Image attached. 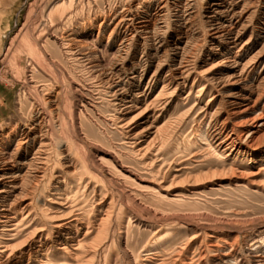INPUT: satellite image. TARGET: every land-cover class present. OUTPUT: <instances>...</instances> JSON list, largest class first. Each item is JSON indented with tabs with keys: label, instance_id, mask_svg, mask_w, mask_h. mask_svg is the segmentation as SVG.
I'll return each instance as SVG.
<instances>
[{
	"label": "bare ground",
	"instance_id": "bare-ground-1",
	"mask_svg": "<svg viewBox=\"0 0 264 264\" xmlns=\"http://www.w3.org/2000/svg\"><path fill=\"white\" fill-rule=\"evenodd\" d=\"M17 1L0 0V65L19 51L16 39L31 42L23 85L36 98L24 112L26 90L11 104L0 97V264L117 263L112 247L128 219L99 183L124 195L135 176L81 133L79 118L94 109L85 88L161 181L189 194L223 183L264 193V0H125L102 10L94 0H49L35 25L31 8L6 41L5 10ZM32 71L48 80L36 85ZM88 192L92 206L78 200ZM40 218L55 236L50 249ZM176 220H161L152 238L164 241L142 256L123 252L126 264H264V225L249 235L250 221L219 220L221 233L192 222L176 246Z\"/></svg>",
	"mask_w": 264,
	"mask_h": 264
},
{
	"label": "rangeland",
	"instance_id": "rangeland-1",
	"mask_svg": "<svg viewBox=\"0 0 264 264\" xmlns=\"http://www.w3.org/2000/svg\"><path fill=\"white\" fill-rule=\"evenodd\" d=\"M32 1L33 0H18L12 5L6 7V12L2 23V30L6 33V41H10L14 38L17 30L24 22L25 15L28 14L29 9L32 8L31 10L34 12H32L30 15V25L32 27L38 22L41 12L46 8L47 4H49V0H38L36 4L29 6V3ZM123 1L125 0H94V3L100 10H102L109 6L119 5ZM76 4L77 3L74 4V7H77V12H83L84 14L88 13L89 8L82 4V2L78 5ZM92 5L94 4H91L90 8H92ZM27 44L28 46L26 47ZM30 44L31 42L28 43L27 39L23 36L22 38L16 39L14 48L20 47L19 51L16 53L14 51V54H12L3 65H0V97L2 96V100L7 101L8 104L12 103L13 99H15L14 97H16L17 101L18 94L20 93L21 95V93L26 90L23 83L30 75V73H28L29 69L26 65L27 56L32 47V44ZM51 44L52 39H49L47 49L50 53H54V47ZM32 72L33 74L31 77L36 85H40L48 80L47 77H44L45 75L41 72ZM81 93L94 107V109L87 107L86 114L81 115L79 118V124L81 128L80 131L84 138H86V140L93 146L116 155L120 163L127 169L130 168L129 170L135 176V180L132 178V180L124 183V189L126 190L124 195L120 194L122 189L118 186L99 183V185L103 188V191L107 192V194H110L113 197V203L121 206L124 213V219H128L124 224V228L126 229H123L122 240L115 238L116 243H114V246L112 247V249L115 251L113 253H115L116 256L118 255L116 264H126V261L122 256L123 252L129 253L131 250L130 253H132V256L135 255L136 257L141 255L143 246H148L150 243L154 242L155 245L158 246L161 242H163L164 238L158 240L159 243L152 238L156 229L161 230L163 227H165V224L163 221H161L162 219L170 217L177 218L175 223L172 224L174 232L173 234H176L177 232V236L176 238H173L171 242L169 241L170 245L176 246L182 244L187 238H189V233L191 234L192 232L190 226L192 222H197L196 224H199L198 227H200V230L206 229V232L213 230V232L221 233V231L216 230L218 226L214 223L220 222L222 220L233 221V219L243 222L250 221L252 223L250 224L251 227L248 226L246 229V232L249 235L254 234L261 227V225H264V193H251L248 188H235L233 185L223 183L221 187H214L211 190L202 189L194 194H189L186 193L184 189L171 186L166 180L161 181L160 176H155L156 168L151 169L142 164L143 162L141 159H139L140 157L133 154L129 144L125 143L126 140L124 135L115 127V125H113V117L116 116V113H113L111 109L107 107V102L105 100L100 101L97 96H93V94L89 93L86 88L84 91H81ZM35 98L36 95L33 91L26 90V96L23 100V103H25V108L23 109L24 112L27 111L25 109H27L26 106H28L30 103V99ZM3 107L4 105L0 103V112H2ZM3 114V117L5 118L7 115L6 112ZM179 148V150H183V147L179 146ZM160 158L164 160L165 155L161 156ZM212 169L213 168H210V170ZM206 170V168H202L201 170L196 171L194 174L204 173ZM132 189H134V191ZM88 193L80 195L78 200L85 199L89 201L88 206H92L91 200H94L95 197L92 195V193ZM177 195L180 197V199L178 203H173L172 198ZM94 201L97 202L96 199ZM100 211L103 212L104 208H101ZM131 211L134 214H132ZM96 216L97 212L96 215H93V217ZM89 217L91 221L94 219L92 215ZM204 218L205 221H203ZM40 219L42 220V223L46 225L44 228L47 230V240H45L44 243L46 244V248L50 249L54 245L53 240L55 239V236H53V234L51 235V233H53L52 227H50L51 225L46 223L42 218ZM129 219L132 222H130ZM156 221H158V223ZM128 223L129 226H127ZM211 228L213 229L210 230ZM32 230L33 228L30 227L29 231ZM131 236L133 239H131ZM235 236L236 235H233L232 238H235ZM24 237L25 236H20L16 242H21L24 240ZM159 237L163 236L160 234ZM239 237L241 238L240 235ZM259 245L261 246V243H259ZM166 250L167 249H165V251ZM23 264H26V259L23 260Z\"/></svg>",
	"mask_w": 264,
	"mask_h": 264
}]
</instances>
